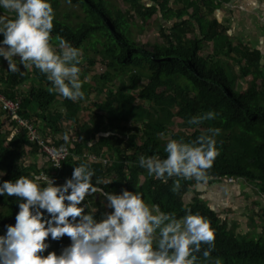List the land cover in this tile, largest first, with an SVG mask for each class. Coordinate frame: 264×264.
Masks as SVG:
<instances>
[{
	"label": "trees",
	"instance_id": "trees-1",
	"mask_svg": "<svg viewBox=\"0 0 264 264\" xmlns=\"http://www.w3.org/2000/svg\"><path fill=\"white\" fill-rule=\"evenodd\" d=\"M130 1L143 23L159 13L172 23L170 28L160 25L161 44L151 46L133 41L129 37V13L117 8L113 11L109 1L49 0L55 12L53 46L60 36L80 49L82 56L94 53L107 66L104 75L89 78L95 66L91 61L80 73L83 100L73 102L50 92V82L34 67H21V71L12 73L7 70L8 64L0 60V93L20 102L21 116L34 125L45 145L69 148L71 152L60 168L54 167L43 146L30 140L28 129H15V121L6 117L8 126L0 123V171L4 173L1 184L35 174L41 177L42 186L45 175L55 185H62L66 178H71L75 166L87 163L95 172L93 185L104 192L136 191L149 205H159L161 211L174 213L178 218L185 209L204 216L215 230V249L209 260L198 254V264H215L217 260L219 264H264V237L255 240L239 235L236 220L231 222L227 213H219L211 206V198H203L205 182L234 179L254 184L257 194L264 199L263 55L257 50L249 51L243 44H234L226 26L214 18L215 11L230 0H175L176 8L167 6L164 0ZM63 2L80 5L85 16L60 12ZM205 44L212 46L214 59L233 55V63L240 69L237 78L229 65L214 67L213 59L202 55ZM17 64L20 67L19 61ZM237 79L248 81L249 89L239 91ZM106 92L105 100L92 102L94 94L96 97ZM139 101L145 104L144 110L135 108ZM84 103H93L94 109L82 118L80 112L87 110ZM208 111L217 113L215 120L199 125L188 123L192 116ZM176 116L181 119L180 129L171 132V139L190 142L209 127L221 132L215 137L219 155L208 178L200 182L181 179L180 188L173 192L175 177L166 183L150 177L138 166V160L141 155L166 157L164 146L170 138H164V134L169 132V123ZM39 153L48 159V167L25 165L27 157ZM108 153L112 154L110 164L104 162ZM188 194L192 196L186 200ZM20 202L23 201L15 196H0V236L6 234L8 225H15ZM104 202L102 195L95 194L86 197L81 206L86 205L85 212L94 213L99 220ZM44 216L49 218L46 212ZM256 216L258 213L253 211L251 226ZM46 243L49 247L43 255H59L71 240L67 236L52 240L49 236Z\"/></svg>",
	"mask_w": 264,
	"mask_h": 264
},
{
	"label": "clouds",
	"instance_id": "clouds-1",
	"mask_svg": "<svg viewBox=\"0 0 264 264\" xmlns=\"http://www.w3.org/2000/svg\"><path fill=\"white\" fill-rule=\"evenodd\" d=\"M0 9L4 10L0 12V44L6 46L0 47V57L7 61V70L16 73L21 67H34L50 82V92L73 102L83 100L81 50L60 36L53 46L55 12L49 0H0ZM216 116L208 111L192 116L188 123L199 125ZM220 132L209 127L190 142L170 138L164 146L165 158L141 155L138 166L165 183L175 177L173 192L180 188L181 179L205 181L219 155L215 137ZM55 167H60L59 162ZM94 175L87 163H80L62 185L45 175L42 186L35 174L3 181L0 196H15L23 202L18 204L15 225H8L0 236V264H198V254L210 259L215 230L204 216L185 209L178 218L161 211L159 205L150 206L136 191L104 192L93 185ZM95 194L102 195L110 209L99 220L85 212L86 205L81 206ZM49 236L52 240L67 236L71 244L59 255L48 252L45 256Z\"/></svg>",
	"mask_w": 264,
	"mask_h": 264
},
{
	"label": "rangeland",
	"instance_id": "rangeland-1",
	"mask_svg": "<svg viewBox=\"0 0 264 264\" xmlns=\"http://www.w3.org/2000/svg\"><path fill=\"white\" fill-rule=\"evenodd\" d=\"M110 2V8L115 11V8L121 9L124 13H129V16L127 18L129 24H130V35L129 37L139 44L142 45H155V44H161V32H160V25L170 28L171 22H167L161 13L159 15H156L148 21L147 23H143L141 19H139L135 12V6L131 3L130 0H105ZM148 1L149 0H144ZM165 4L170 7H178V5H175V0H164ZM230 2V1H227ZM223 7V6H222ZM70 12L72 11L75 14L85 16L84 10L80 5L72 6L68 5L66 3H62L60 12ZM125 27V24H124ZM143 29V30H142ZM264 32V27L262 29ZM166 32H169V30H166ZM253 32L251 31L250 34L253 35ZM251 37V35H250ZM191 38V37H190ZM242 40V39H241ZM238 41V43L234 44H243L242 41ZM240 42V43H239ZM202 55L206 56L207 58H212L214 62V67L222 64H227L231 67V70L234 72L235 77L239 75V66H236L235 63H233V55L227 57L225 55L214 59L212 57V46L209 44H205V46H202ZM19 60L18 58H15ZM81 73H83V69H85V66L89 65V63L92 61L95 63V66L91 69V74L89 75V78L95 75H104L107 72V66L103 62L102 58L100 56H95L94 53L85 54L84 56H81ZM84 66V67H83ZM89 67V66H88ZM90 70V68H89ZM232 77V75H231ZM237 82L239 86H237L239 91H246L249 89V83L237 79ZM259 83V82H258ZM118 84V82L116 83ZM144 84H147L144 82ZM107 92L101 96H96L95 94L92 96V102H100L106 99ZM93 103H84L83 106L87 108V110H82L80 112V115L82 118L87 117L89 113L94 109ZM135 108H139L141 110H144L146 108L145 104L141 101L137 102L135 104ZM181 119L179 117H174L172 121L169 123V132L164 134V138H170L171 132H176V130L180 129V123ZM74 127V126H73ZM72 129L70 132L72 133ZM188 132H192V128H188ZM109 157L107 159H112V154H107ZM4 174V173H3ZM144 181V178H140V183ZM237 185L231 186L229 182H222V183H210L205 182L206 185V193L204 192V199H207L208 197L211 198V206L218 210L219 213H227L228 220L231 222L233 220H236L238 224L237 233L242 236H246V238H254L259 239L260 237H264V217L261 219L258 216H263L264 211L261 210L264 208V199L260 198L259 195L256 192V188L254 184H250L247 181L243 180H235ZM1 184V182H0ZM209 189V190H208ZM204 191V190H203ZM191 195L186 196V200H189L191 198ZM96 197L94 200L96 202ZM146 203V199H144ZM258 202L257 206H254V202ZM149 204V203H148ZM106 202H104L103 208L101 209V212L104 213L106 211H110V209L106 208ZM151 206V205H150ZM220 207H224L221 208ZM95 211H98V209L94 208ZM253 211L258 213V216L255 217L253 220L254 226H251L250 217L253 215ZM230 222V223H231ZM234 222V221H233Z\"/></svg>",
	"mask_w": 264,
	"mask_h": 264
},
{
	"label": "crops",
	"instance_id": "crops-1",
	"mask_svg": "<svg viewBox=\"0 0 264 264\" xmlns=\"http://www.w3.org/2000/svg\"><path fill=\"white\" fill-rule=\"evenodd\" d=\"M214 18L226 26L227 35L233 43H238L242 39L243 45L248 47L249 51L257 50L264 57V32L262 31L264 27V0H230V2H225L220 10L215 11ZM251 31H255L253 35L250 34ZM0 47L6 46L1 44ZM0 60L5 61L7 65V61L3 57H0ZM245 82L248 83V81ZM6 117L8 114L0 109V123L8 126ZM26 160L25 165L36 164L39 169L49 166L48 159L42 153L35 157H27ZM2 173L0 171V177H4ZM206 188L203 189L206 190Z\"/></svg>",
	"mask_w": 264,
	"mask_h": 264
},
{
	"label": "built area",
	"instance_id": "built-area-1",
	"mask_svg": "<svg viewBox=\"0 0 264 264\" xmlns=\"http://www.w3.org/2000/svg\"><path fill=\"white\" fill-rule=\"evenodd\" d=\"M0 109L8 114L10 120L15 121L16 129L19 127H26L28 129L30 140L33 143L38 142L41 146H43L44 154L49 157L54 167L57 162H59L61 167L62 162L71 155L69 148L62 147L57 149L55 146L44 144V141L36 134L34 125L21 116V104L19 101L7 99L3 93H0ZM91 158L96 159L95 156H91ZM104 162L106 164H110V160L107 158ZM223 182L235 183V180L223 179Z\"/></svg>",
	"mask_w": 264,
	"mask_h": 264
}]
</instances>
